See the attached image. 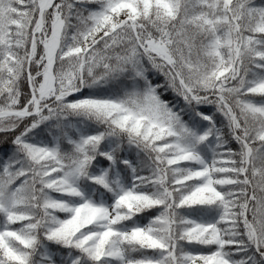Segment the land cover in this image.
I'll return each instance as SVG.
<instances>
[{
  "label": "snow or ice",
  "instance_id": "obj_1",
  "mask_svg": "<svg viewBox=\"0 0 264 264\" xmlns=\"http://www.w3.org/2000/svg\"><path fill=\"white\" fill-rule=\"evenodd\" d=\"M0 264H264V0H0Z\"/></svg>",
  "mask_w": 264,
  "mask_h": 264
}]
</instances>
